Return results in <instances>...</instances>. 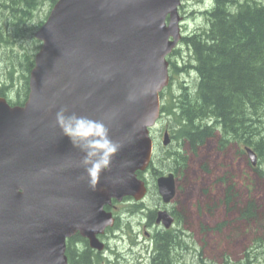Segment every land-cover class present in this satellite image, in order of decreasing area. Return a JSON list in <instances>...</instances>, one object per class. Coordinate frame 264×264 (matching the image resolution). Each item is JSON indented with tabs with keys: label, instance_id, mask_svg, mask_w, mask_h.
<instances>
[{
	"label": "water",
	"instance_id": "obj_1",
	"mask_svg": "<svg viewBox=\"0 0 264 264\" xmlns=\"http://www.w3.org/2000/svg\"><path fill=\"white\" fill-rule=\"evenodd\" d=\"M180 0H57L34 33L40 48L21 106L0 98V264H67L65 240L79 234L92 249L113 223L104 207L146 194L137 174L151 156V128L159 93L168 85V62L180 39ZM138 97L128 103L129 93ZM55 105V107H52ZM62 105L97 118L115 111L111 135L124 148L95 191L88 187L79 153L54 126ZM153 113L147 124L141 122ZM166 140L164 144H166ZM251 164L255 154L247 150ZM121 161L131 167L121 168ZM105 175H120L118 182ZM164 203L173 198L172 175L156 181ZM171 224L166 212L158 222Z\"/></svg>",
	"mask_w": 264,
	"mask_h": 264
},
{
	"label": "trees",
	"instance_id": "obj_2",
	"mask_svg": "<svg viewBox=\"0 0 264 264\" xmlns=\"http://www.w3.org/2000/svg\"><path fill=\"white\" fill-rule=\"evenodd\" d=\"M56 1L0 0V97L11 106H21L27 98L28 76L39 49L33 34ZM46 4L48 10L40 17ZM202 9L198 14L202 27L180 40L186 52L180 55L174 50L169 59L170 85L162 95L161 114L170 125L174 124L176 145L171 153H158L149 164L152 180L166 168L175 167L173 173L179 175L182 192L190 167L187 155L196 160L194 155L213 139L221 153L230 145L239 148L238 154L250 148L256 155V165L248 162L249 167L264 179V0H202ZM173 56L181 59L180 68ZM179 75L184 76L183 81L174 89L173 77ZM201 169L206 174L205 165ZM214 181L223 186L221 209L228 215L231 211L236 214L230 224L241 221L257 225L253 232L256 236L240 263L264 264V214L252 201L239 206L225 175ZM204 207L213 210L209 204ZM178 219L182 220L179 215ZM221 226L215 230L220 231ZM75 241L85 244L81 252L74 250ZM184 242L170 231L160 232L155 240L158 258L151 264H170L173 260L180 263L187 257L180 250ZM68 244H72L66 250L69 264H95L97 257L89 254L86 241L75 236Z\"/></svg>",
	"mask_w": 264,
	"mask_h": 264
},
{
	"label": "rangeland",
	"instance_id": "obj_3",
	"mask_svg": "<svg viewBox=\"0 0 264 264\" xmlns=\"http://www.w3.org/2000/svg\"><path fill=\"white\" fill-rule=\"evenodd\" d=\"M182 4L183 10L180 13L183 18L182 32L187 34L202 27L203 22L200 20V15L197 14L202 10V1L182 0ZM47 5L41 11L40 17L48 10ZM181 49L180 55H183L182 52L186 51L184 48ZM172 60L178 68L181 67L182 62L179 56ZM183 78L182 75L177 76L173 81L174 89L177 84L183 81ZM166 125L168 124L166 123ZM215 142L213 139L206 144L204 149L199 150L197 155H194L196 160H193L191 155H187L190 163L186 178L187 186L182 192L179 182L177 198L186 213L184 224L188 226L187 230L190 231L194 242L199 248H203L206 258L211 261L218 259L216 263L218 264L219 260L224 257L222 253H227L228 257L232 256L230 257L232 261L240 257V254L249 247L250 241L256 236L253 232L257 230V225H247L245 222L239 221L237 225L231 224L226 229L223 228L222 231L215 230L220 223L224 222L229 225L236 219V214L231 211L228 215L224 209H221L220 201L224 197V193L221 191L223 186L214 179L225 175L227 183L232 186L235 193L236 203L242 206L252 201L261 214H264V179L258 177L251 170L248 156L245 153L238 154L240 151L236 145H230L221 153L216 150ZM184 152L187 154L186 150ZM203 165L206 167V174L201 169ZM153 193L154 191H152L149 201H155ZM206 204H209L213 209L211 212L204 207ZM200 207H204V210ZM125 225L122 224L120 227L124 228ZM233 227L235 228L233 229ZM111 243V246L115 245V242ZM124 247L126 244L118 246V249L121 250Z\"/></svg>",
	"mask_w": 264,
	"mask_h": 264
},
{
	"label": "flooded vegetation",
	"instance_id": "obj_4",
	"mask_svg": "<svg viewBox=\"0 0 264 264\" xmlns=\"http://www.w3.org/2000/svg\"><path fill=\"white\" fill-rule=\"evenodd\" d=\"M165 134H167V144H164ZM151 136L154 157L162 152L171 153V149L176 145L174 133L170 126H166L160 121L157 122L152 129ZM173 168L169 169L174 170ZM150 173L151 171L149 170L143 177L148 188V194L146 197L138 202H134L131 199L125 200L126 205H131L135 208L134 211L128 212V215L124 219H118V224H126L125 227L121 228L117 224L112 230H108L100 236L104 248L96 254L100 257L99 264H151L152 261L155 262V259L158 258L155 249L156 237L160 232L165 231H170V233H173L175 236L182 239L184 238L185 242L182 244L180 250L182 249L181 254L187 253V257L181 258L180 263L173 260L170 264H216L218 259L211 261L206 258L203 248H199L196 245L194 238L189 233L190 231L187 230V226L183 225L185 221L184 212L181 204H179L177 194L169 203L163 204L157 194L158 192L155 185L156 178L153 182ZM178 182V179H176V188ZM152 191H154L152 195L155 201H149ZM113 206L117 208L116 205ZM160 211L167 212L172 217L174 225L176 220V226L173 225L168 229L162 227L160 225L161 221L158 222V213ZM178 215L182 219L181 221H179ZM136 224H138V226H136ZM111 234L115 239L113 240L115 242L114 246L109 244V236ZM124 244H126V247L121 250L118 249V246ZM222 254L224 257L219 260L218 264H236L237 262H239L238 264H241L240 262H243L242 256L236 258V262L233 263L230 258L232 256L228 257L229 255L227 253Z\"/></svg>",
	"mask_w": 264,
	"mask_h": 264
},
{
	"label": "clouds",
	"instance_id": "obj_5",
	"mask_svg": "<svg viewBox=\"0 0 264 264\" xmlns=\"http://www.w3.org/2000/svg\"><path fill=\"white\" fill-rule=\"evenodd\" d=\"M138 97L130 92L126 97L128 103H135ZM55 107V105H52ZM115 111H108L97 118L77 114L69 106L62 105L55 112L54 126L60 135L67 137L72 148L80 155L77 166L83 169L90 190L95 191L102 174L112 172L113 161L124 148V144L111 135V125L116 119ZM153 113H146L141 122L147 124ZM131 161H121V168L131 167ZM106 180L118 182L122 176L105 175Z\"/></svg>",
	"mask_w": 264,
	"mask_h": 264
},
{
	"label": "bare ground",
	"instance_id": "obj_6",
	"mask_svg": "<svg viewBox=\"0 0 264 264\" xmlns=\"http://www.w3.org/2000/svg\"><path fill=\"white\" fill-rule=\"evenodd\" d=\"M247 150H249L250 152H252L253 154H255L250 148H246L245 152H247ZM258 162V161H257Z\"/></svg>",
	"mask_w": 264,
	"mask_h": 264
}]
</instances>
